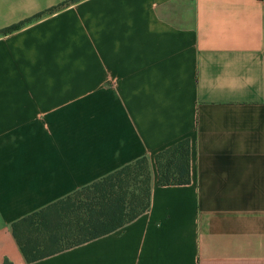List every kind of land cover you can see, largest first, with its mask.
I'll list each match as a JSON object with an SVG mask.
<instances>
[{
	"label": "crops",
	"instance_id": "crops-1",
	"mask_svg": "<svg viewBox=\"0 0 264 264\" xmlns=\"http://www.w3.org/2000/svg\"><path fill=\"white\" fill-rule=\"evenodd\" d=\"M64 0H0V28ZM190 141V179L153 155ZM146 155L150 205L25 261L10 223ZM0 264H264V0H77L0 34Z\"/></svg>",
	"mask_w": 264,
	"mask_h": 264
},
{
	"label": "trees",
	"instance_id": "trees-1",
	"mask_svg": "<svg viewBox=\"0 0 264 264\" xmlns=\"http://www.w3.org/2000/svg\"><path fill=\"white\" fill-rule=\"evenodd\" d=\"M73 1L2 27L0 34ZM153 160L157 183L188 182L189 138L160 149ZM151 178L150 160L142 155L13 220L9 228L23 258L31 262L122 227L149 208Z\"/></svg>",
	"mask_w": 264,
	"mask_h": 264
},
{
	"label": "rangeland",
	"instance_id": "rangeland-1",
	"mask_svg": "<svg viewBox=\"0 0 264 264\" xmlns=\"http://www.w3.org/2000/svg\"><path fill=\"white\" fill-rule=\"evenodd\" d=\"M150 170H151V162H150ZM151 176H152V173H151Z\"/></svg>",
	"mask_w": 264,
	"mask_h": 264
}]
</instances>
